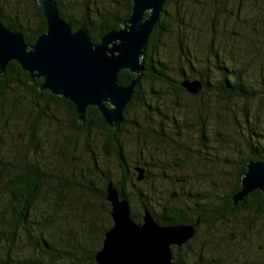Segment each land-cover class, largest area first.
Here are the masks:
<instances>
[{
    "label": "trees",
    "instance_id": "16d2710c",
    "mask_svg": "<svg viewBox=\"0 0 264 264\" xmlns=\"http://www.w3.org/2000/svg\"><path fill=\"white\" fill-rule=\"evenodd\" d=\"M2 1L6 5L3 7L0 5V21L19 31L26 42H35L37 37L46 31L47 21L37 0H31L35 17L32 25L24 13L16 10L15 16L10 14L11 0ZM55 1L58 4L60 16L71 22L73 29L79 25L86 26L95 42L99 41L100 35L112 29L120 28L122 21L130 15L132 7V0H123L124 8L121 7L120 12L108 10L102 12L98 7L91 11L86 4L85 8L82 9L81 16L76 18L68 10L64 0ZM187 1L167 0L165 2L163 12L149 37L143 57L146 71L134 89L132 100L124 110L123 122L116 129L111 128L106 123L99 109L94 106L87 108L84 122H80L75 106L71 101L52 94L48 89L40 90L38 86L42 78H36L34 82L30 83L28 72L17 61L9 63L4 76L0 78V108L3 107V97L5 98L7 94L12 93L14 88H20L24 94L15 95L11 102L15 106L19 105L23 102V98L28 95L31 102L29 112L36 111V119L32 123L29 137L33 146L27 144L26 151H22L23 155L19 159L18 156L15 158L17 151L12 148H2L1 143L3 141L0 138V264H96V253L102 247L105 232L113 224L112 206L107 199V185L110 181L118 188L121 195L129 200L131 215L135 221L141 222L143 213L135 210L132 205L134 201L132 195L139 198L142 210H149L159 223L167 225L193 224L195 226L197 230L195 236L182 246L190 247L191 242H195L201 235L200 233L204 232L203 236L206 237L197 253L199 260L205 261L209 256L217 255L206 264H213V261L220 264L223 260L222 253H220L222 248L220 250L217 246L215 237L229 234L223 232V227L226 228L225 222H232L231 216L234 217L239 211H245L250 220V217H263L264 219V194L260 190L252 191L237 204H233L232 200V195L241 188V177L246 171V163L251 159L264 160V126H260L255 121L250 122L248 116H245V129L248 132L246 148L250 155L240 162L237 183L221 201H216L215 198L204 194L188 193L183 203L177 204L176 198L171 196L166 203H160L159 199L153 195L154 190H143L136 183L138 180L136 167L144 169L145 180L154 175L151 173L150 163L134 160L135 164H143L148 167L144 168L140 165L133 167V163L127 154L129 139L123 135L125 126L129 121L128 114L130 111L142 107L145 117L149 121L152 119L149 113L152 106L151 98L153 93L157 91L151 87L148 96H146L143 80H157L169 84L178 92H184L190 97L199 93L200 97L205 94L218 96L224 106L239 100H243L247 104L256 99L264 98V76L261 75L260 82L253 83L246 68L235 66L229 58H225L217 50H213L212 39L209 43L212 52L214 51L212 67L207 65L204 68H199L198 62L201 59L189 55L187 52L184 54L186 55L183 61L185 64L179 65L178 74L181 79L170 75L169 70L172 69V66L160 55L161 37L172 30L171 20L176 19L181 27L193 26L190 19L183 20L185 14L180 13L182 5ZM224 1L214 0L211 7L216 11L224 5ZM199 2L202 1L193 0L194 4ZM170 5L177 11V17L171 13ZM185 36L187 39L186 33ZM188 46L190 45H186L187 50H189ZM182 49L184 50L183 47ZM231 58L234 60L233 57ZM134 77L135 74L130 71L122 70L118 75V82L128 84ZM183 79H198L202 87L197 94L189 93L181 85ZM56 104L65 105L70 115V133H65L66 144L59 149L62 157L69 159V161L76 160L77 139L80 136H83L84 139L83 148L89 160L84 166H80L78 174H76L74 166L56 169L35 155L39 148L38 141L34 143L35 130L39 126L40 119L50 110V106ZM154 108L157 109V107ZM230 113L233 112L227 108L223 113V118L229 116ZM1 119L3 121L10 120L8 117ZM188 120L189 118L186 116L184 123H188ZM199 120L201 122L199 139L205 147H209L207 143L209 135L204 123L206 119L200 117ZM3 121L0 122L3 123L1 126L4 129ZM133 123L137 124L136 120ZM149 130L152 137L166 136L163 131ZM150 131L144 135L147 136ZM30 148L33 152L30 155L34 156L28 155ZM100 154L107 160L113 159L116 162L115 169L110 165H105V168L102 167V160L100 161L98 158ZM160 163L161 160L153 162L151 165L164 169L165 165L162 166ZM161 175L167 176L164 170ZM171 180L177 182L175 178ZM154 204L159 206L157 211L153 209ZM65 209L67 210L65 211ZM99 216L102 218L103 225L96 221ZM80 217L87 227V232L83 233L93 238L94 242L91 243V248L83 243L74 245L72 238L69 237L74 226L78 231L81 228L77 220ZM250 220L248 225H250ZM214 229L218 231H213ZM215 232H217L216 235ZM227 236L229 237V235ZM62 240L65 241L63 245H61ZM20 243L27 247V251L23 254L17 251ZM182 246L172 247L175 264H188L181 256Z\"/></svg>",
    "mask_w": 264,
    "mask_h": 264
},
{
    "label": "rangeland",
    "instance_id": "374dc122",
    "mask_svg": "<svg viewBox=\"0 0 264 264\" xmlns=\"http://www.w3.org/2000/svg\"><path fill=\"white\" fill-rule=\"evenodd\" d=\"M64 1L68 10L76 18L81 16L86 4L91 11L98 7L102 12L107 10L120 12L121 7L124 8L123 0ZM199 1L202 2L194 4L193 0H188L180 10L181 14H185V18L182 17L183 20L189 18L193 24L192 27H181L174 19L171 20L172 30L161 37L160 55L172 66L169 70L170 75L181 79L178 74L179 65L185 64L183 61L186 55L184 54L187 52L201 59L198 62L199 68L207 65L212 67L214 51L212 52L209 46L212 39L213 50L229 58L235 66L246 68L253 83L260 82L261 75L264 76V0H225L224 5L216 11L211 7L214 0ZM4 3L1 0V7L6 5ZM10 5L11 15L15 16L17 10L29 18L31 25L34 23V9L31 0H11ZM169 9L173 16L177 17L175 8L170 5ZM185 33L188 35L187 39ZM188 44L190 45L189 50L186 48ZM151 87L157 91L153 93L152 106L150 111L148 110L152 119L149 121L142 107H138L129 112V121L123 132L124 137L129 139L127 154L133 167L139 165L144 168L148 167L135 164L134 160L150 163L151 173L154 174L148 180H136V183L143 190H154L153 195L159 199L160 203H166L170 196L176 198L177 204L183 203L188 193L204 194L215 198L216 201H221L237 183L240 162L250 155L246 148L248 132L245 129V116H248L250 122L255 121L260 126H264V98L247 104L239 100L236 103L225 105V108L218 96L205 94L200 97L199 93L190 97L184 92H178L169 84L157 80H143L146 96ZM23 94V90L14 88L12 93L3 97V107L0 108V121H3L1 118L10 119L3 121L4 129L1 126L3 123L0 122V138L3 141L1 146L17 151L15 158L18 156V159L23 155L22 151H26L27 144L32 145L33 143L29 141V137L32 123L36 119V111L29 112L31 102L28 95L19 105L15 106L11 102L15 95ZM227 108L233 113L223 118V113ZM186 116L189 122L185 124ZM200 117L206 119L204 123L209 135L207 141L209 147H205L199 139ZM134 120L137 124L133 123ZM69 125L70 115L66 106L51 105L50 110L40 119L39 126L35 130L34 143L37 141L39 143L35 155L56 169L74 166L78 174L79 169L89 160L83 148V136L77 139L76 160L69 161L59 153V149L66 144L65 133H70ZM149 129L163 131L166 136L152 137ZM148 131L150 134L144 135ZM31 151L32 149L30 153L28 151V155L34 156L30 155L33 153ZM98 158L102 160V167L110 165L115 169L116 162L113 159L107 160L101 154ZM159 160L162 166L165 165L164 169L151 165ZM162 169L166 177L161 175ZM168 175L171 177L169 178ZM172 178L177 179V182H172ZM132 197L135 210L143 213L139 198L134 195ZM158 207L154 204L153 209L157 211ZM231 218L232 222H225L226 228L223 227V232L229 233L227 234L229 237L225 234L215 237L217 246L220 250L222 248L220 253H222L223 260L220 264H264L263 217H250V220L245 211H239ZM77 220L81 228L78 231L75 226H72L73 231L69 233V237L72 238L74 245L83 243L91 248L93 238L83 233L87 232L86 223L81 220V217ZM249 220L250 225H248ZM96 221L103 225L101 216ZM203 233H200L201 235L195 242H191L190 247L182 246L180 253L188 264H202V262L206 264L217 256H209L205 261L199 260L197 253L206 237ZM64 243L65 241L62 240L61 245ZM17 251L23 254L27 251V247L20 243ZM212 263L218 264L216 261Z\"/></svg>",
    "mask_w": 264,
    "mask_h": 264
},
{
    "label": "water",
    "instance_id": "95a60500",
    "mask_svg": "<svg viewBox=\"0 0 264 264\" xmlns=\"http://www.w3.org/2000/svg\"><path fill=\"white\" fill-rule=\"evenodd\" d=\"M166 1L132 0L130 15L121 27L100 35L95 42L86 26L73 29L72 23L60 16L55 0H37L47 29L35 42H26L19 31L0 21V78L9 63L17 61L28 72L30 83L42 78L40 90L48 89L71 101L80 122H84L87 108L94 106L116 129L146 71L143 57ZM122 70L135 74L128 84L118 82ZM181 85L192 94L202 87L198 79H183ZM136 171L137 179L142 180L144 169L136 167ZM254 190L264 194V160L246 163L241 188L232 195L233 204ZM107 199L113 224L96 253V264H175L172 246H182L195 234L193 224H162L147 209L142 221H135L129 200L112 181L107 185Z\"/></svg>",
    "mask_w": 264,
    "mask_h": 264
},
{
    "label": "flooded vegetation",
    "instance_id": "af4514ba",
    "mask_svg": "<svg viewBox=\"0 0 264 264\" xmlns=\"http://www.w3.org/2000/svg\"><path fill=\"white\" fill-rule=\"evenodd\" d=\"M42 80H43V79H42ZM34 81H35V80H34ZM41 82H42V81H41ZM144 179H145V172H144V178H143L142 180H144ZM142 180H140V181H142ZM144 211H145V210H144ZM143 213H144V212H143ZM195 229H196V228H195ZM196 231H197V230H196ZM196 231H195V234H196ZM195 234H194V236H195ZM194 236H193V237H194ZM193 237H192V238H193ZM192 238H191V239H192ZM191 239H189V240H191ZM189 240H188V241H189ZM188 241H187V242H188ZM187 242H186V243H187ZM186 243H185V244H186ZM185 244H183V245H185ZM174 246H176V245H174ZM172 247H173V246H172Z\"/></svg>",
    "mask_w": 264,
    "mask_h": 264
}]
</instances>
